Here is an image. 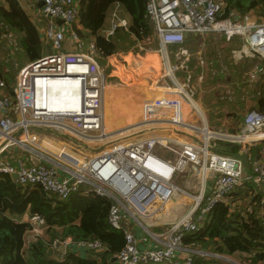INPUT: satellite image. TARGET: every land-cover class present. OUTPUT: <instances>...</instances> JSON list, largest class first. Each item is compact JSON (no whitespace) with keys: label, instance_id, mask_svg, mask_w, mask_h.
<instances>
[{"label":"built area","instance_id":"1","mask_svg":"<svg viewBox=\"0 0 264 264\" xmlns=\"http://www.w3.org/2000/svg\"><path fill=\"white\" fill-rule=\"evenodd\" d=\"M41 1L43 15L51 21L63 20L65 27L55 29L50 25L45 30L51 52L20 70L15 85L11 86L13 93H6L4 89L7 84L4 80L0 81V172L11 176L17 174L16 182L20 186H41L50 198L67 200L84 185L90 186L86 192L94 191L111 198L114 203L109 212V223L124 232L126 241L123 250L116 256L117 264H195L194 253L229 262L231 259L227 256L195 251L184 246L182 241L187 233L199 229L200 222L205 220L217 203H228L229 195L236 189L249 181L264 186V112L257 109L248 111L235 133L194 126L193 135L197 140L174 138L170 132L153 131L138 135L153 123L167 122L180 130L190 127L182 121V110L184 102L192 96L191 78L188 76V80L180 83L174 77V86H169V95L154 98L145 104L140 124L111 134L105 125L107 71L99 64L95 43L80 40L73 30L79 20L78 0ZM223 9L224 4L217 0H147L146 16L154 24V33L149 41L158 42L161 47H157L158 52L169 56L167 50L183 44L187 36L221 34L227 40L239 37L241 56L259 59L264 72V18L257 22L249 16L243 19L236 12L223 18ZM120 25L128 28L126 20H121ZM117 27L114 24L111 35ZM67 32L73 48L67 46ZM11 42L16 46L15 39ZM188 64L183 61L179 67L188 68ZM175 66L177 69L178 66ZM72 77L78 81L76 92L79 98L75 109L52 116L49 102L45 106L40 104L39 81ZM205 129L212 133L211 137L206 136ZM178 131L174 133L179 135ZM91 132H101L97 137L111 143L106 149L81 161L71 156L72 162L58 166L46 159L34 164L16 156V152L23 151L29 155L34 146L42 148L39 139L43 133L61 134V137L72 140L88 137L86 134ZM124 132L122 136L120 133ZM65 133H70L71 138ZM115 135L117 138L109 140ZM216 137L239 145L242 153L251 147H259L261 157L254 158L249 154L242 155V158L241 153L217 152L211 144ZM159 147L177 155L174 158L163 157L157 152ZM247 163L251 166L250 170ZM190 166L196 170L195 174L202 182L194 205L183 218L164 229V233L158 237L160 240L167 238L166 241L161 240L162 245L141 249L134 225L137 223L149 231L139 218L163 214L165 206L180 190L176 185L177 176ZM29 222L32 226L30 232L36 240L46 229L45 220L35 214L30 216ZM62 247L65 252L57 256L59 261L64 259L68 250H74L79 256H83L84 251L88 255L104 250L103 243L98 240L75 242L70 237L54 240V252ZM178 252L184 254L183 260L179 259Z\"/></svg>","mask_w":264,"mask_h":264},{"label":"trees","instance_id":"2","mask_svg":"<svg viewBox=\"0 0 264 264\" xmlns=\"http://www.w3.org/2000/svg\"><path fill=\"white\" fill-rule=\"evenodd\" d=\"M0 1V39H8L11 48L8 57L12 64L22 59L27 63L40 59L44 54V44L36 25L18 0ZM217 1L224 4L223 18L236 12L244 19L257 8L264 17V0ZM78 2L79 22L90 31L89 37H95L98 53L112 55L122 50L124 43L132 46L137 41L147 40L154 33V24L146 16L147 0ZM115 5H120L127 13L129 26L127 29L122 26L117 28L110 39L102 30ZM12 39H15L16 46ZM239 43V37H234L229 44L230 50ZM2 67L0 64V81L5 80V90L11 94L13 89L9 85L15 81L16 72L21 68L8 73ZM121 78L126 80L127 76L121 72ZM220 144L229 154H239V145L224 141ZM248 154L254 158L261 157L259 147L249 148ZM89 188L84 185L69 199L59 200L50 198L39 185L20 186L10 174L0 172V264H117L112 259L123 250L126 241L124 232L109 223L114 201L94 191L86 192ZM25 214H39L44 218L46 227L45 234L29 244H26V235L32 226L22 220ZM68 237L75 242L98 240L103 243L104 250L88 255L84 251L83 256L68 250L62 261L54 254L50 256L49 249L53 247L54 240ZM182 244L195 251L237 257L242 264H264V194L252 182H247L229 195L228 203H217L200 222L199 229L185 235ZM193 258L195 264H229L198 253H194Z\"/></svg>","mask_w":264,"mask_h":264},{"label":"rangeland","instance_id":"3","mask_svg":"<svg viewBox=\"0 0 264 264\" xmlns=\"http://www.w3.org/2000/svg\"><path fill=\"white\" fill-rule=\"evenodd\" d=\"M123 11L124 10L122 8H119L113 12V14L110 17L109 27L107 28V31H105L103 34L107 35L108 33H111L113 31L114 24L118 25L117 28L121 26L120 25L121 20L125 15L124 14L125 11L124 12ZM261 13L262 12L259 8L254 9L250 13L249 17H251L253 20H256L257 22H260L261 18H264L263 14ZM127 24L128 27L129 19L127 20ZM117 28L114 30L113 34L110 35V38L115 35L114 33L117 30ZM213 35H216L221 43L225 42L224 39L225 37L223 35L221 34H213ZM209 36H212V34H209ZM5 39L6 38H4V40ZM5 41L8 42V39H6ZM152 42L153 40L151 42L142 41V43H140V46H136V47L133 45L132 47L128 43H124L122 45V50L124 51V53L123 51L122 53L118 52V54H115V56H112L110 58V62L107 60L106 57L100 59L99 56L98 58L100 66L107 71L108 88L110 89L109 91H111L114 95H116V97L114 96V98L110 99L109 102H108L107 94L105 97L106 107L110 110V112L114 117L115 116L118 117L116 120L112 121V124L110 125L112 126V129L114 128L113 131L119 133L125 127L127 128L131 125H134V124H130L132 122L138 121L136 123L140 124V121L143 119L144 103L147 102L149 99L166 96L165 91L169 89L167 88V86L170 87L174 86L173 83L174 77L175 79L177 78L180 83H184L185 80H187L186 78L187 74H185V72H183L180 67L176 69L175 65H177V63L175 62L176 56L174 50L172 51L169 48L167 50L169 56H164L162 52H158V49H161V47L158 44ZM142 46L143 48H141ZM129 47H131L130 48L131 52H127L126 50L129 49ZM16 48L17 50L19 49V47ZM209 48L212 56H215L218 52L223 51V48L220 46L219 48H214L213 46L210 45ZM6 51H7V46L5 45V43H2V45L0 46V64L3 65L2 67L3 71L8 73L9 72L14 73V70L19 68L21 64L27 65L30 63V62L27 63L24 59H22V60H17L16 62H14V64H12L11 59L7 57L9 52ZM223 54H225V52ZM126 55L129 58L131 56L132 57L129 59ZM117 61H120L121 64L124 63L122 69L119 72L117 71L118 69L117 67L119 66ZM230 61H232V57L229 58L228 62ZM112 64L118 66L114 67L112 66ZM112 67H114L117 73L115 72L113 73ZM20 68L22 69L21 66ZM240 69H241L240 66H235L231 64L227 66V70H224V68L220 67L219 65L205 66L204 69L200 70V72L204 70L200 76V78H203V81L201 82L202 84L200 85V87L196 86V88L190 89V93L193 94L194 98L195 96H197L196 94H199L201 92L202 95L205 94V99H207L206 102H209L210 104L223 102L221 105L224 106L220 108L221 113L225 110V108H233L236 106V104H238V106H242V104H245L246 106L244 107V109L240 110L241 112H239L238 116H236L235 113H230V117L232 115L238 117L235 120L236 126H233L235 130L238 129L237 124L244 119L243 115L247 113L248 110L250 109L251 102H249V100L251 99L252 94H254L255 89L260 90V86L256 87L257 84H254V82H258L261 80L259 76L253 75L251 73L253 71L252 67L249 68L250 71L247 70L246 72L244 69L242 70ZM20 70L18 71L20 72ZM19 72H16V76H15L16 80L10 84L12 87L15 85L17 81V76ZM121 72H123L124 75L127 76L126 80H123V78H121ZM200 72H197V75ZM189 83L195 86V84H197V78L196 79L193 78L192 80L190 79ZM139 86H142V90L140 91V93L136 95L133 94V89H137V87ZM151 87L153 88V90H155L154 92L152 91ZM145 88H147V90H145ZM197 89L199 90L198 93H197ZM233 100H235L236 103ZM111 101H113V103H111ZM132 106L136 110L141 109L140 113L136 115V117L134 118H132L130 114V110L132 109ZM214 112L216 113L215 110L210 113V116L212 118H215ZM119 117H122V119ZM214 120L216 121L215 123H217V118H215ZM162 124L163 123H153L149 125V128L154 127L155 125L159 126ZM109 130L110 128L108 127L107 131ZM231 132L235 133V131H231ZM65 134L66 136H70L69 135L70 133L68 134L65 133ZM120 134L123 136L125 132ZM60 135L61 134L58 135L45 134V133L41 134L39 139V145L42 148L40 147L37 148V146L32 147L34 149L31 150L32 154L30 155L33 157L45 158L51 164H56L59 166L60 164L68 163L67 161L72 162L71 156H73L74 158L80 161L83 159H87L95 155L94 153L96 151L99 153L103 149H106V147L111 143V141L109 143H105L104 140L97 137L98 135H101V132L87 133L86 136L88 137H82V138L74 137L75 139L72 140L71 139L68 140L67 137H61ZM116 136L117 135L112 136L113 138H110L109 140H114L115 138H117ZM69 138H71V136ZM181 138L185 139L182 136ZM76 142H78L77 143L78 145L76 144ZM220 142H223L222 138L216 137L211 140V144H213V146L217 144L216 146L219 147ZM17 151H19V149H17ZM157 152L163 157H167V158H174L177 155L175 152H172L171 150L163 147H159ZM247 152L248 151L244 152L243 155L249 156V154L247 155ZM195 171L196 170L190 166L187 168V170L184 173L179 174L176 178V185L179 187L180 190L177 192V195L175 196L174 200H170L168 202L163 212L165 213L166 209L169 208L171 209L172 206L180 205V204H182V206H184L186 209L178 215H176L177 212L175 213V210L171 211L172 221L170 224L163 222L164 219L160 217L162 213L155 214L145 219L139 218L140 221H143V223L147 225L150 231L153 232V230L159 228V226H161V223L163 225L167 224V226L170 228L176 221L183 218V216L188 212V210L192 208V206L195 203V197L200 194L202 188V182L199 179V177L196 176ZM245 188L246 187H244L243 189L245 190ZM134 226H138V224L136 223V225ZM163 227L165 229V226ZM44 234H45V230H43L42 235ZM34 237L35 235L29 231L26 235V244H29L30 241H35ZM232 259L233 262L236 263L240 262L237 257H233ZM232 261L230 260L229 262L228 261L225 262L232 264L233 263Z\"/></svg>","mask_w":264,"mask_h":264},{"label":"crops","instance_id":"4","mask_svg":"<svg viewBox=\"0 0 264 264\" xmlns=\"http://www.w3.org/2000/svg\"><path fill=\"white\" fill-rule=\"evenodd\" d=\"M18 1L20 2L21 6L24 8L25 12L28 14V16L30 17L32 22L36 25V27L39 30V33L42 36V40H43V44H44V54L43 55L50 53L51 52V45L45 39V30L50 25H52L53 28H55V29H63L65 27V26H63L64 23H60L59 19L51 21L50 19H48L44 16L43 12H42L43 3H41L42 2L41 0H18ZM0 3H1V1H0ZM119 8H121L120 5H115L114 8H112L113 10L109 13L108 21H106V25L104 26L102 33L107 31V28L109 27L111 15L113 14V12L116 9H119ZM124 14L125 15H124L122 20L127 21L129 19V16L127 15L126 12H124ZM73 30L78 34L80 40L94 43L95 37L94 38L89 37L90 31L88 29H85L82 26V24L79 22V20L77 23L74 24ZM107 35L110 38L111 34L108 33ZM69 39H71V37H70L69 33L67 32V38H66V40H68L67 46L68 47L72 46V48H73V43L72 42L70 43ZM149 39H151V37L148 38L147 40H143V42L149 41ZM239 40H240V38H239ZM230 42H231V40H226V38H225V42L221 43L220 40L217 38V36L213 35V34H212V36H209V35H204V36L193 35V36H187L183 44L171 46L170 49L172 51L174 50V52H175V56H176L175 62L177 63L178 68H179V65L183 61H185V63L190 64V65L188 64L189 65L188 68H182L181 70L183 72H185V74H187V77H186L187 80H188V76L191 78V80L193 78L194 79L197 78V84H195V86L190 84L192 87L191 89L196 88V86L200 87V85L202 84L201 82L203 81V78H200V76L204 70H202L201 72H200V70L204 69L205 66L219 65L220 67L227 70V66H229L231 64V65H235V66H240V68H241L240 70L244 69L245 72L247 70H249V68L252 67L253 71L251 73L253 75L259 76V78H261V80L258 82H254V84H257L256 87L260 86V90L255 89V92L253 91L254 94H252L251 99L249 100V102H251V105H250V109L248 111H250L252 109H257V110L264 112V103H263V101H264V72H263V65L259 59H255V58H252V57L247 56V55L241 56V52L239 51L240 47L242 46L241 40H240V44H237L231 50H230V45H229ZM2 43H5V45L7 46L6 52H9V48H10L9 43L6 42L5 40L3 42V39H0V46L2 45ZM140 43H142V41H137L133 46H135V47L140 46ZM154 43L159 45V43L156 41H154ZM210 45L213 46L214 48H219V46H220L223 48V51H220L215 56H212V54L210 53V48H209ZM130 48L131 47H129V49H126L127 52H131ZM141 48H143V46ZM122 51L123 50H119L118 52L122 53ZM118 52L114 53L112 55H105L103 52H101V54H99L98 57L100 56V59H103L106 57L107 60L110 62V58L112 56H115V54H118ZM224 52H225V54H223ZM123 53H124V51H123ZM231 53H232V55H231ZM7 57H8V55H7ZM231 57H232V61L228 62L229 58H231ZM117 63L119 66L114 65V64H112V66H114V67L118 66L117 71L119 72L122 69L124 63L121 64L120 61H117ZM114 67H112L113 73L114 72L117 73V71L114 69ZM197 72H200V73L197 75ZM249 74H250V72H249ZM258 83H261V84H258ZM9 86H11V85H9ZM167 88H169V89L167 91H165V93H166L165 95H169L168 92L170 90V87L167 86ZM4 91L6 92L5 89H4ZM198 91L199 90L197 89V93H198ZM196 95L197 96H195V98H194V96L192 94L191 99L189 101L184 102V104H186V106H184V104H183V111H184V114H185L187 121H188L187 124L190 125V127L188 129L179 130L178 131L179 135L184 137V138H190V139L194 140L195 138H192L189 135H186V133H187V134L194 136L193 135V134H195L194 129H193L194 126H196V128H203V127L207 126L209 129H212L214 131H221V132H224L227 134L234 133L231 131H235L233 126H236L235 120H236V118H238L236 116H238L239 112H241L240 110L244 109V107L246 105L242 104V106H238V104H236V106L233 108H225V110L221 113L220 108L222 106H224V105H221L223 102H217L215 104H210L209 102H206L207 99H205V94L202 95V93L200 92L199 94H196ZM261 100H263V101H261ZM233 101L236 103L235 100H233ZM214 110L216 111V113L214 112V114H215V118H217V123H215L216 122L214 120L215 118H212L210 116V113ZM230 113H235L236 116L232 115L230 117ZM245 114L243 115V118H244ZM242 121L237 124L238 127H240L242 125ZM162 125H167V122H165ZM224 142H227V141H224ZM216 145L217 144H215L213 146V144H212V146L214 147V149L217 152L229 154V152H227L226 150H223V148H221L222 147L221 144L219 147ZM240 153L242 156L243 153L239 149V154ZM30 154H32V152H30L29 155L25 154L24 151L21 153L16 152L17 158H23L28 163H30V162L34 163V161L39 163L45 159L42 157H33ZM185 209L186 208L184 206H182V204L174 205V206H172L171 209L170 208L166 209V212L165 213L163 212V214H161L160 217H162V219H164L163 222L170 224L172 221L171 220V218H172L171 217L172 216L171 211L175 210V213L177 212L176 215H178V214L182 213ZM29 219H30V215L25 214L22 220L25 222H27V221L29 222ZM167 224L163 225L161 223V226H159V228H157L156 230H153V232L150 231V229H149V231L148 230L145 231L141 227L134 226L133 229H134V233L138 239L139 247L141 249H146V248H153V247H157V246L162 245L161 240L166 241L167 238L163 237L160 240V239H158V237H160L164 233V227L163 226H165V229H166L168 227ZM30 242H32V241H30ZM60 254H63V253L61 252L59 254H56V252H54V255H56V256H58ZM177 254H179V252ZM212 254H214V253H212ZM229 258L231 260H233L232 257H229ZM179 259L183 260L184 254L180 253ZM238 264H242V263L238 262Z\"/></svg>","mask_w":264,"mask_h":264},{"label":"bare ground","instance_id":"5","mask_svg":"<svg viewBox=\"0 0 264 264\" xmlns=\"http://www.w3.org/2000/svg\"><path fill=\"white\" fill-rule=\"evenodd\" d=\"M37 86H38L37 87L38 91H40V104L42 106H45L49 102V107H50L52 116H60V115L69 113V111H72L75 109L74 105L79 98V95L76 92L77 88H78V81L76 80V78L72 77V79L50 80V81L42 80V81H39ZM151 89L153 92L155 91V90H153L152 87H151ZM109 90L110 89L108 88L106 91V94L108 95V102L110 99H113L114 96L116 97V95H114ZM141 90H142V86H139V87H137V89H133V94H135V95L139 94ZM145 90H147V88H145ZM149 100H153V99H149ZM147 102L144 103V106ZM111 103H113V101H111ZM108 105H110V104H108ZM184 106H186V104H184ZM140 111H141V109L136 110L132 106V109L130 110V114H131L132 118L136 117V115H138L140 113ZM117 118H118L117 116L114 117L112 115V113L106 107V104H105L106 130L109 127L110 130L108 132H110L111 134H112V132H116V131H113L114 128L112 129V126H110V125L112 124V121L116 120ZM119 118L122 119V117H119ZM182 121L184 123H188L187 118H186L183 110H182ZM136 122H138V121H136ZM136 122H132L130 124H137ZM149 129L155 130L156 133L170 132L169 134L172 137L181 138L180 135H176L174 133V131H177L180 129L171 126L169 123H167V125H159V126L155 125L154 127H150ZM204 133L206 134L207 137L212 136V133L208 132L207 129L204 130ZM181 139H183V138H181ZM194 140H197L196 137ZM96 153H98V152L96 151L94 154H96Z\"/></svg>","mask_w":264,"mask_h":264},{"label":"water","instance_id":"6","mask_svg":"<svg viewBox=\"0 0 264 264\" xmlns=\"http://www.w3.org/2000/svg\"><path fill=\"white\" fill-rule=\"evenodd\" d=\"M41 3H43V2H41ZM59 21H60V23H63V20H59ZM153 131H155V130H152V129H146V130H143V131L139 132L138 135H142V134L150 133V132H153ZM20 132H21V131H20ZM20 132H19V133H20ZM185 133H186V132H185ZM186 135H189L190 137L195 138V136H192V135H190V134H187V133H186ZM242 158H244V157L242 156ZM34 160H35V159H34ZM34 164H38V162L34 161ZM247 168H248V170H250V165H249L248 163H247ZM12 177H13V179H14L15 181H17V178H18L17 174H13ZM254 185H255V184H254ZM255 187H256L259 191H261V192L264 194V186H258V185H255ZM60 251H61V252H65V248H64V247L60 248ZM53 254H54V250H53V248H50V249H49V255L52 256ZM112 261H117V257H114V258L112 259Z\"/></svg>","mask_w":264,"mask_h":264}]
</instances>
